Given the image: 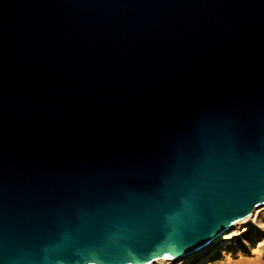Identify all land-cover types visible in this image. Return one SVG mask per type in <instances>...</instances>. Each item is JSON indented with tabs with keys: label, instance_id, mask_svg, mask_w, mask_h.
<instances>
[{
	"label": "water",
	"instance_id": "1",
	"mask_svg": "<svg viewBox=\"0 0 264 264\" xmlns=\"http://www.w3.org/2000/svg\"><path fill=\"white\" fill-rule=\"evenodd\" d=\"M264 205V0H0V264H149Z\"/></svg>",
	"mask_w": 264,
	"mask_h": 264
},
{
	"label": "rangeland",
	"instance_id": "2",
	"mask_svg": "<svg viewBox=\"0 0 264 264\" xmlns=\"http://www.w3.org/2000/svg\"><path fill=\"white\" fill-rule=\"evenodd\" d=\"M245 223L242 226H246ZM237 229L236 237L219 245L207 259L199 264H264V214L258 223L242 232ZM153 264H182L181 260L159 261Z\"/></svg>",
	"mask_w": 264,
	"mask_h": 264
},
{
	"label": "bare ground",
	"instance_id": "3",
	"mask_svg": "<svg viewBox=\"0 0 264 264\" xmlns=\"http://www.w3.org/2000/svg\"><path fill=\"white\" fill-rule=\"evenodd\" d=\"M262 214H264V205L257 206L252 210L251 214L248 217L239 222L234 223L233 225H231V227H229V229L214 237L210 242H208L200 249L176 258L156 259L149 264H153L156 262L158 263L159 261L168 262L173 260H181L182 264H199L203 260L207 259L210 255H212V253L217 247H219V245H224L226 242L236 237L237 229H239L240 226L244 225L245 223H248V225L242 226V232L248 231L250 229V226H255L258 223Z\"/></svg>",
	"mask_w": 264,
	"mask_h": 264
}]
</instances>
